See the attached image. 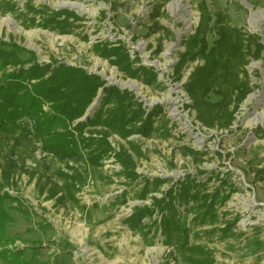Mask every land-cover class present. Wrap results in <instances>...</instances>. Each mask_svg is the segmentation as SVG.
I'll return each instance as SVG.
<instances>
[{
    "label": "rangeland",
    "instance_id": "obj_1",
    "mask_svg": "<svg viewBox=\"0 0 264 264\" xmlns=\"http://www.w3.org/2000/svg\"><path fill=\"white\" fill-rule=\"evenodd\" d=\"M65 1H76L82 9L55 6ZM173 1L0 0V37L4 40L13 39L34 50L39 62L84 67L100 75L107 85L133 92L145 110L161 106L162 112L150 137L133 133L122 139L110 134L107 140L111 149L96 168L87 159L78 163L58 161L43 153L38 142L15 149L17 186L4 190L18 195L29 214L15 208V201L7 200L14 217L7 234L15 239L7 247L22 249L28 264H185L174 246L164 243L161 232L156 231L158 225L150 224V229L141 231L126 220L137 207L152 205L153 197L161 198L188 175L202 182L210 178L207 186L211 192L222 184L225 191L235 188L226 203L218 206L215 226L237 220L227 237L220 232L210 236L201 233L192 241L212 250L213 264H264V172L258 173L264 169V119L255 120L256 114H264V51L260 59L252 58L246 65L251 92L238 104L227 127L202 123L186 90V83L204 59L196 57L180 66V72L176 69L185 51L183 40L195 32L200 21L198 5L202 1L213 14L211 27L215 13L223 10L231 26L258 35L264 44V0H182L183 9L177 13L172 11ZM158 5L163 6L159 21L172 33L169 36L161 37L160 31L155 32L157 28L151 26L149 15ZM32 6L49 12L66 9L83 20L75 23L72 33L59 34L42 26L40 15L30 10ZM34 16L33 23L30 18ZM6 17L13 22H5ZM206 39L213 47L218 36L208 31ZM120 40L130 58H136L133 66L152 69L157 74L156 83L126 76L93 50L96 43L116 44ZM102 96L101 89L93 101L97 103L90 108L92 103L85 115L99 107ZM209 100L217 102L220 97L212 93ZM82 118L76 122L86 120ZM104 130L107 128L97 126L83 134L100 137ZM128 141L140 149L141 155ZM12 146L9 137H0V162L5 161ZM122 146L134 160L138 174L135 182L126 179L117 160ZM73 169L82 175L76 181V201L51 198L49 188L62 184L59 172L71 174ZM155 177L165 180L160 190L141 198L145 181ZM179 210L183 223L188 224L193 214L184 212V207ZM154 217L159 219L160 215L156 212ZM0 264L9 263L1 260Z\"/></svg>",
    "mask_w": 264,
    "mask_h": 264
},
{
    "label": "trees",
    "instance_id": "obj_2",
    "mask_svg": "<svg viewBox=\"0 0 264 264\" xmlns=\"http://www.w3.org/2000/svg\"><path fill=\"white\" fill-rule=\"evenodd\" d=\"M162 7L156 6L149 19L151 26L157 28L154 31H160L161 37H165L172 33L159 21ZM29 8L40 15L44 28L59 34L72 33L75 23L83 20V17L66 9L49 12L44 8ZM198 8L200 21L195 32L183 40L185 51L176 69L177 73L180 72V66L196 57L204 59V64L195 69L186 83V90L194 101L202 123L210 127H227L234 119L238 104L251 92L246 65L252 58L262 57L264 44L258 35L231 26L223 10L215 13L211 27L213 14L206 2L202 1ZM30 21L34 23L36 16L31 17ZM208 31L218 36L213 47H209L206 39ZM93 50L109 59L126 76L142 79L149 84L157 82V74L152 69L144 65L133 66L136 58H130L121 40L116 44L96 43ZM0 68V137H9L13 141L11 152L4 162H0V245L3 246L0 247V261L28 264L23 259L22 249L7 247L15 241L7 234L8 226L14 222L6 205L7 200L15 201V208L29 214L18 195L4 190L7 186H17L14 176L19 165L13 159L15 149L26 143L38 142L43 153L51 154L58 161L78 163L87 159L89 165L96 168L101 166V159L111 149L107 140L110 134H118L122 139H127L133 133L150 137L162 112L161 106L145 110L133 92L117 85H107L100 75L89 73L84 67L58 61L39 62L34 50L13 39L6 41L0 37ZM101 89L103 96L99 107L86 120L76 122L85 115ZM212 93L218 95L220 100L210 101ZM97 126H103L107 131L100 133V137L83 134L86 129ZM128 142L137 155H141L140 149ZM189 152L199 154L192 150ZM116 157L123 165L126 179L135 182L138 179L135 163L124 146ZM262 172L264 169L258 170V173ZM59 173L62 184L52 185L49 196L59 201H76V181L82 179V175L75 169L71 174ZM31 175L34 177L35 173ZM210 180L208 178L202 182L188 175L172 185L161 198L153 197L152 205L137 207L126 221L132 228L141 231L150 229V224L158 225L156 231L161 232L164 243L174 246L185 264H213L212 250L198 241H192V238L201 233L210 236L217 232L227 237L237 220L227 222L223 227L215 226L219 219L218 206L226 203L235 188L225 191L222 184L211 192L207 186ZM164 182L159 177L147 179L141 198L159 191ZM59 192L61 195L57 196ZM181 207H184V212L193 214L188 224L183 223ZM156 212L160 215L159 219L154 217ZM201 226L215 227L197 230Z\"/></svg>",
    "mask_w": 264,
    "mask_h": 264
},
{
    "label": "bare ground",
    "instance_id": "obj_3",
    "mask_svg": "<svg viewBox=\"0 0 264 264\" xmlns=\"http://www.w3.org/2000/svg\"><path fill=\"white\" fill-rule=\"evenodd\" d=\"M182 2V0H174L171 4L172 6V11L174 13H177L178 11H180L181 9H183L182 6H180V3ZM56 7H61V6H66V7H70V8H77V9H82V4L76 2V1H65L61 4L55 5ZM5 22H13V20L10 17H6L5 18ZM264 119V114H256L255 115V120H263Z\"/></svg>",
    "mask_w": 264,
    "mask_h": 264
},
{
    "label": "water",
    "instance_id": "obj_4",
    "mask_svg": "<svg viewBox=\"0 0 264 264\" xmlns=\"http://www.w3.org/2000/svg\"><path fill=\"white\" fill-rule=\"evenodd\" d=\"M96 103H97V100H96V102H94V103L91 105L90 108H92ZM86 116H87V114H86L82 119L86 118Z\"/></svg>",
    "mask_w": 264,
    "mask_h": 264
}]
</instances>
